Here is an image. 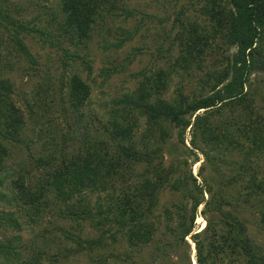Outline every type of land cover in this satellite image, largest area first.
<instances>
[{
  "label": "trees",
  "instance_id": "obj_1",
  "mask_svg": "<svg viewBox=\"0 0 264 264\" xmlns=\"http://www.w3.org/2000/svg\"><path fill=\"white\" fill-rule=\"evenodd\" d=\"M27 1L51 17L26 19L21 0H0V264H46L41 247L23 242L18 214L39 221L55 205L79 231L62 228L76 246L48 255L52 262L85 253L87 264H194L193 242L198 264H264V0H181L157 29L166 66L135 72V89L101 114L85 112L92 88L80 73L61 81L59 103L53 81L35 89L36 102L68 116L67 129L14 178L13 146L36 113L32 100L25 108L14 96L12 71L33 61L26 39L38 33L68 63L81 55L65 43L87 48L99 36L120 49L141 28L115 23L151 16L129 0H56L51 11V0Z\"/></svg>",
  "mask_w": 264,
  "mask_h": 264
},
{
  "label": "rangeland",
  "instance_id": "obj_2",
  "mask_svg": "<svg viewBox=\"0 0 264 264\" xmlns=\"http://www.w3.org/2000/svg\"><path fill=\"white\" fill-rule=\"evenodd\" d=\"M129 3L132 8L150 13L151 16L137 14L135 18L131 17L127 21L118 20L115 23L114 28L118 30L122 26L141 28L135 37L126 42L120 49L115 47L105 48V43L99 36H95L87 48L65 43V47L70 52H77L81 55L75 58V60L69 59V62L65 63L63 60L65 51L62 48L52 47L49 44L43 46L38 33H33L34 35H30L26 39L34 62L22 58L21 62L16 64L17 66L12 71L15 83L14 96L18 103L25 108H27V101L32 100L35 104L36 113L33 114V119L28 120L24 141L13 146V154L9 160V170L14 178L24 172V169L33 171L35 163L32 162L31 157L40 155L42 150L44 152L45 141L48 142L47 147L55 137L57 139L54 141L56 143L59 142L61 132L64 128L65 130L67 129L65 118H68V116L64 114L63 110H55L52 104L51 107L49 105L45 107L36 102L38 96L36 98L34 94L35 89L53 81L57 87V95L56 97L53 95V97L57 98V102L59 103L58 92L62 86L61 81L64 79L66 82L70 73H80L92 88L91 97L84 110L90 116H94L95 114H101L112 98L118 97L125 91L135 89L137 85V77L134 76L135 72L145 68L153 69L156 66H166L165 59L159 56V48L162 43H165V38L163 32L158 33L157 29L161 27L160 20L162 18L171 15L170 22L175 18L177 8L180 9L184 2L181 0L179 2H176V0H129ZM21 4L27 7V11H25L27 12L25 15L26 19H31L39 13L44 17H51V15H46L45 10L47 8H44V6L35 7V5H31L27 0H21ZM48 5L52 6V8L45 6L48 7V11L57 10L58 8L56 0H51ZM42 24L45 25V22L40 23V25ZM85 58L90 63V69L84 63L83 59ZM106 69H114V73L107 76L105 74L107 73ZM178 80L175 77L168 95L174 94ZM186 83L187 91L191 90L190 88L194 89L195 84L191 78ZM44 100L49 103L51 102L50 98H45ZM60 125H63V128ZM189 139L190 134L187 136L188 145H190ZM50 147L52 146L50 145ZM199 158V161L194 160L192 162V171L197 176L199 167L203 161V155L200 154ZM3 174L6 176L9 175V172L5 171ZM8 181H11V177ZM162 199L163 202L169 201L171 199L170 194H165ZM60 206L62 205H55L54 210L45 213L39 221H34L26 210L18 214L19 220L23 223V230L19 231L23 242L31 246L36 245L41 247L45 253L44 261L46 264H87L91 261V258L85 253L76 259L71 258L70 260L59 256L61 262H55L54 260L52 262V257H50V260L47 257L54 253L58 254L60 250L64 249L65 245L76 246L73 241L66 242L67 240L62 228L78 232L79 226L77 223L64 220L57 215ZM4 208L6 209V207ZM7 209L10 210L8 207ZM205 225L206 220L200 215L197 219V228L201 229ZM16 233L17 231L14 229L10 231L11 235ZM91 234L95 236V232H91ZM192 245L194 244L192 243ZM195 259V251L193 250L194 264Z\"/></svg>",
  "mask_w": 264,
  "mask_h": 264
},
{
  "label": "water",
  "instance_id": "obj_3",
  "mask_svg": "<svg viewBox=\"0 0 264 264\" xmlns=\"http://www.w3.org/2000/svg\"><path fill=\"white\" fill-rule=\"evenodd\" d=\"M231 79H232V72H231V76L229 77V80H231ZM193 250L195 251L194 246H193Z\"/></svg>",
  "mask_w": 264,
  "mask_h": 264
},
{
  "label": "bare ground",
  "instance_id": "obj_4",
  "mask_svg": "<svg viewBox=\"0 0 264 264\" xmlns=\"http://www.w3.org/2000/svg\"><path fill=\"white\" fill-rule=\"evenodd\" d=\"M190 241H192V240L190 239ZM192 243H193V242H192ZM193 244H194V243H193ZM194 245H195V244H194ZM194 245H193V246H194ZM194 249H195V247H194ZM195 260H196V259H195ZM195 264H198V263L195 261Z\"/></svg>",
  "mask_w": 264,
  "mask_h": 264
}]
</instances>
